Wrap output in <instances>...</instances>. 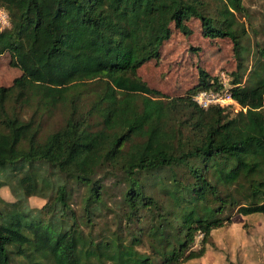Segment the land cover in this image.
<instances>
[{"label": "trees", "instance_id": "obj_1", "mask_svg": "<svg viewBox=\"0 0 264 264\" xmlns=\"http://www.w3.org/2000/svg\"><path fill=\"white\" fill-rule=\"evenodd\" d=\"M0 8L9 15L0 57L21 70L0 85V264H210L215 230L235 215H264V41L249 32L264 36V18L241 21L244 0H0ZM194 19L204 38L233 42L236 68L222 72L238 110L199 106V91L222 88L221 72L200 63L184 94L139 73ZM83 189L79 216L72 201ZM33 197L46 201L34 208ZM146 243L149 252L139 249Z\"/></svg>", "mask_w": 264, "mask_h": 264}, {"label": "rangeland", "instance_id": "obj_2", "mask_svg": "<svg viewBox=\"0 0 264 264\" xmlns=\"http://www.w3.org/2000/svg\"><path fill=\"white\" fill-rule=\"evenodd\" d=\"M210 7L215 4L211 2ZM244 5L247 9L248 16L241 17V21H249L261 25L264 18V0H244ZM1 23V22H0ZM9 23V21H8ZM7 23V24H8ZM0 24L1 28L8 26ZM6 25V26H5ZM191 30L190 34H183L175 31L172 38L165 44L162 50L161 62L151 61L139 69V73L147 80L150 86H153L162 92L170 95L184 94L197 81L198 71L197 64L200 63L211 74L216 75L222 71H233L236 68V60L233 53V42L228 38H219L216 41H211L202 36L201 23L199 19H194L188 23ZM250 41H264L262 34H256L249 29ZM197 48L195 53L191 47ZM21 70L10 66V55L5 54L0 57V85L9 86L14 78L19 76ZM237 108V105H236ZM85 189L76 193L72 205L79 216L83 214L85 201L83 195ZM1 194L7 200H14L9 187H4ZM46 200L43 198L33 197L29 200V205L34 208H40ZM107 204L110 205V200L106 198ZM98 213V211L96 212ZM106 211L101 216H94L96 225L95 232H100L103 222L108 220L104 217ZM79 219H81L79 217ZM107 219V220H106ZM85 232H89L90 228L86 227L83 222ZM264 215H253L244 217L235 215L233 223L224 226L213 232L214 247L211 246L207 253L205 261L210 264H254L258 260V264H264ZM202 238V235L197 236V241ZM212 240V241H213ZM148 243L141 246L139 249L143 252H149ZM254 260V262H253ZM218 262V263H217ZM185 264H198L197 262H186Z\"/></svg>", "mask_w": 264, "mask_h": 264}, {"label": "built area", "instance_id": "obj_3", "mask_svg": "<svg viewBox=\"0 0 264 264\" xmlns=\"http://www.w3.org/2000/svg\"><path fill=\"white\" fill-rule=\"evenodd\" d=\"M8 21H9V15L7 11H5L3 8H0V22L3 24H7ZM219 79L220 82L222 83L221 89L210 90V91L207 90L199 91L194 96L195 101L202 108H208L212 105H218L220 107H231L234 108L235 110H238L240 106L235 101V99L233 98L232 94L229 91L230 79L228 74L226 72H221L219 75Z\"/></svg>", "mask_w": 264, "mask_h": 264}]
</instances>
